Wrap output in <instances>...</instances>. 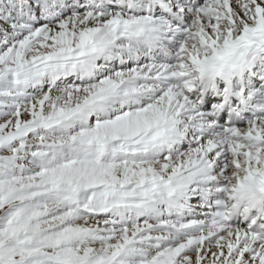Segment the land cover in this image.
Wrapping results in <instances>:
<instances>
[{
	"label": "snow or ice",
	"instance_id": "obj_1",
	"mask_svg": "<svg viewBox=\"0 0 264 264\" xmlns=\"http://www.w3.org/2000/svg\"><path fill=\"white\" fill-rule=\"evenodd\" d=\"M0 264H264V0H0Z\"/></svg>",
	"mask_w": 264,
	"mask_h": 264
}]
</instances>
